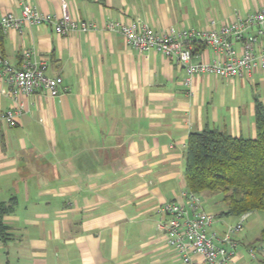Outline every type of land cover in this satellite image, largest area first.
Segmentation results:
<instances>
[{
	"label": "crops",
	"instance_id": "1",
	"mask_svg": "<svg viewBox=\"0 0 264 264\" xmlns=\"http://www.w3.org/2000/svg\"><path fill=\"white\" fill-rule=\"evenodd\" d=\"M26 2L53 20L65 2L73 19L96 28L60 36L52 24L24 25L0 35L9 65L20 68L30 50L65 89L21 96L10 127L2 115L14 103L0 78V204L12 203L0 219L7 228L0 264H181L158 224L159 207L186 190L187 138L213 129L254 139L264 71L197 75L184 84L185 68L159 52H138L105 26L138 20L158 32L218 30L264 0H0V16H19ZM213 58L205 46L192 62ZM223 204L217 213L202 205L220 235L239 221L219 216ZM258 214L244 223L252 216L247 226L258 223ZM236 249L229 264H252Z\"/></svg>",
	"mask_w": 264,
	"mask_h": 264
},
{
	"label": "built area",
	"instance_id": "2",
	"mask_svg": "<svg viewBox=\"0 0 264 264\" xmlns=\"http://www.w3.org/2000/svg\"><path fill=\"white\" fill-rule=\"evenodd\" d=\"M61 16L55 20L42 15L30 3L21 6L19 16L8 13L0 16V35L9 30L21 31L24 25L52 24L56 35L66 36L75 31L89 32L96 26L88 21L73 19L65 2ZM105 29L119 32L127 46L140 53L159 52L165 59L185 68L188 84L193 76L214 75L220 78H241L264 71V5L252 15L237 17L223 24L218 30H173L158 32L135 20L129 23L108 22ZM192 42H200L213 52L211 62H192ZM33 53H22L23 64L15 68L0 57V78L9 87L8 95L14 103L2 115L8 126L17 125L21 109L16 106L21 96L42 91L50 97L65 92L58 77L46 75L44 62L33 58ZM159 228L164 233L166 245L180 259L181 264H229L237 257L236 242L232 238L242 231L246 215L227 227L223 234L212 230L214 216L203 210L198 195L183 190L179 200L164 203L159 207ZM264 252V247L261 248ZM254 258V251H249Z\"/></svg>",
	"mask_w": 264,
	"mask_h": 264
},
{
	"label": "trees",
	"instance_id": "3",
	"mask_svg": "<svg viewBox=\"0 0 264 264\" xmlns=\"http://www.w3.org/2000/svg\"><path fill=\"white\" fill-rule=\"evenodd\" d=\"M192 57L205 47L192 42ZM254 139L235 138L225 132L206 129L191 133L186 142L184 184L199 197L220 194L226 211L219 216L241 217L264 211V109L255 105ZM12 211L0 204V219ZM7 228L0 221V240L6 241ZM258 241L264 244V228ZM259 264H264V252Z\"/></svg>",
	"mask_w": 264,
	"mask_h": 264
},
{
	"label": "rangeland",
	"instance_id": "4",
	"mask_svg": "<svg viewBox=\"0 0 264 264\" xmlns=\"http://www.w3.org/2000/svg\"><path fill=\"white\" fill-rule=\"evenodd\" d=\"M221 200L222 196L220 194H212V196L202 195L201 197L202 205L208 212L211 213H217V210L222 207L223 203H221ZM258 213L259 217H261V221H259L258 223L251 222L250 227H248L247 225H249V222L254 217L252 216L243 224L242 231L235 235H232V238L237 244L238 250L246 254V256L249 257H246V259L252 264H258V262L261 260V255L263 254L261 252V248L264 247V244H261L258 241L261 229L264 226V211ZM231 218L233 219V217ZM214 229L215 228H213V230ZM224 230H226V228H224L223 231ZM250 250L254 251V258L248 256Z\"/></svg>",
	"mask_w": 264,
	"mask_h": 264
}]
</instances>
